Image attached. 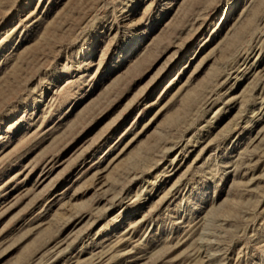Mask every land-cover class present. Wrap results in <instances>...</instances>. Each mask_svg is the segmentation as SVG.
<instances>
[{
  "label": "rangeland",
  "instance_id": "rangeland-1",
  "mask_svg": "<svg viewBox=\"0 0 264 264\" xmlns=\"http://www.w3.org/2000/svg\"><path fill=\"white\" fill-rule=\"evenodd\" d=\"M0 264H264V0H0Z\"/></svg>",
  "mask_w": 264,
  "mask_h": 264
}]
</instances>
